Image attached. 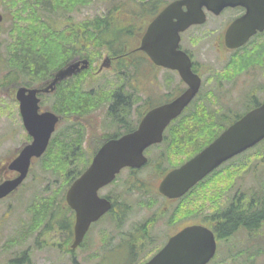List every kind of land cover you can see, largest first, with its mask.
Instances as JSON below:
<instances>
[{"label":"flooded vegetation","instance_id":"obj_1","mask_svg":"<svg viewBox=\"0 0 264 264\" xmlns=\"http://www.w3.org/2000/svg\"><path fill=\"white\" fill-rule=\"evenodd\" d=\"M173 1L176 0H137L128 3L127 6L131 7L136 2L139 3L136 7H140L142 3L145 4L141 14L143 15L141 22L145 23L144 33L160 11ZM249 1L253 0H241L240 4L226 6L220 13L204 6L205 22L192 25L181 33L180 48L191 59L192 78L199 79V89L195 98L188 106L189 108L184 110V113L173 119L164 128L162 140L148 145L144 149V155L147 158L144 164L140 167L126 166L122 168L112 182L98 190L99 196L110 202V208L97 221L91 223L84 240L78 248L73 250L76 211L67 201V193L72 184L82 175L105 143L133 133L139 128L150 109L172 101L189 85L177 70L157 65L146 51L139 48L142 37L140 34H138L139 40L137 41L133 36L130 38L127 36L125 39V35H121L116 39L121 41L120 47L119 44L114 43L116 48L107 50V52L101 53L102 55L99 54V56L101 55L100 62L88 58L90 53L86 49L85 42L83 44L80 42L83 47L69 53L68 57H72L62 65L56 68L50 67L52 64L49 67L38 65L39 63L36 64L33 61L35 57L32 51L36 50L27 48L33 39L29 43L26 41L27 36L33 30L39 29V26L36 25L38 8H43L48 4V9H54L55 0H0V13L3 16L0 22V56L4 62L5 59L7 60L4 66L9 68L15 77L11 86L15 88L14 100L18 117L21 120L18 129L24 134L20 149L17 148L15 153L0 155V184L18 176L19 171L12 168L10 164L20 153L22 147L32 142L33 139L26 130L21 106L22 99L27 98L29 92H22V88L45 87L47 82L54 78L56 71L72 59L79 61L82 64L80 67H83L81 60L87 58L90 62L89 67L60 81L56 91L40 94L41 101L38 110L40 116L46 110H51L60 116L51 135L48 149L54 145L55 141L62 140L63 143H70L72 123L77 127L84 128L85 131V137L81 144L73 143V150L69 151L63 178L55 180V182L59 181L56 190L59 192L62 190L64 196L65 229L58 230L63 235L62 241L58 243L53 241L52 243L57 247L72 249L73 251H65L72 256L73 261L77 262L76 250L91 247L89 245L97 244L99 239L103 241L108 239L107 242L113 241V231H121L124 235L123 240H125L122 247L129 249H142L143 247L152 249L155 247L159 250L167 244L172 236L184 228L196 224L207 226L221 239L217 233V231L221 232V226H213L214 222L211 218L218 210L215 200H226L224 205L219 203L218 207L227 211L232 202L241 203L246 198L248 178L246 153L238 154L224 162L211 177L204 182L201 181L202 183H198L182 196H169L160 190V186L171 171L180 168L198 154L214 140L213 138L219 136L225 127L231 124V121L238 120L264 101V87L256 85L264 86V28L253 32L245 44L238 49L232 50L225 46L226 32L234 22L247 16ZM104 4L106 8L101 21L114 26V15L119 16V13L114 11L115 7L119 6L124 9L126 6L108 1H105ZM27 6H30L28 9L32 13L31 17L23 13V9ZM76 8L81 7L75 6L73 12L77 11ZM85 21H80V24L85 25ZM51 25H55L53 20ZM207 26L210 27L207 32L201 30ZM252 27L253 25L249 26L248 23L242 22L240 30L242 33H246ZM190 29L193 32L186 33ZM82 30L80 28V31ZM195 32L203 33L202 37H195L193 34ZM67 36H73V34ZM82 36H84L83 33L79 34V37ZM116 37L117 35L113 36L114 39ZM209 37L212 38L214 49L221 58L230 55L227 63L216 64L214 69L210 64L199 63L189 46L196 44L197 40L209 42ZM59 38L61 36L44 35L46 41ZM76 40L80 41V38ZM62 41L65 42L66 39ZM60 61L62 59L58 62ZM145 63H147L146 68L141 71ZM108 72H114L120 80L118 82L109 81L110 86H108L105 77L102 76ZM124 73L128 74L127 78L122 77ZM40 74L45 75L40 77ZM151 79L153 80L151 81ZM96 83L97 87L93 85ZM88 86L89 89H87ZM104 86L109 87L108 92H112L110 100H106L98 108L81 116L74 114L70 117L65 114V111L70 109L68 99L72 95L71 90L82 89V91L95 94L97 89ZM19 90L21 98L17 96ZM119 96L123 97L121 101ZM134 106H138L137 109H134ZM100 109H103L104 119L97 118L95 114L90 115ZM199 112V116L202 114L207 118L211 130L206 133L204 138L199 137L193 143L180 144L177 135L178 128L187 120L198 119ZM98 119L101 127L97 125ZM224 124L226 125L224 126ZM34 163L35 161L32 160V165ZM43 164L44 162L41 163V165ZM54 195L56 198V194L53 193L49 195V199H52ZM198 196L202 198L203 203L197 202ZM206 201L210 202V207L206 210L209 212L202 213L199 210L206 208ZM97 230L100 238L94 237ZM99 257L103 259L101 255Z\"/></svg>","mask_w":264,"mask_h":264},{"label":"water","instance_id":"obj_2","mask_svg":"<svg viewBox=\"0 0 264 264\" xmlns=\"http://www.w3.org/2000/svg\"><path fill=\"white\" fill-rule=\"evenodd\" d=\"M229 0H177L166 6L149 24L140 49L160 66L179 69L190 87L174 101L150 110L142 120L138 130L112 139L105 143L94 157L91 166L72 184L67 201L76 211V248L83 240L90 224L110 208V202L100 199L98 189L111 182L124 166H141L146 162L144 148L162 139L165 126L189 104L195 96L199 81L193 82L191 62L186 52L179 49L180 32L190 25L205 20L203 5L219 12ZM187 8L184 9L183 6ZM249 13L236 21L227 32V45L237 47L243 44L250 33L264 27V0H253L247 4ZM1 18V17H0ZM175 19V21H174ZM248 22L252 29L242 33L240 25ZM88 67L87 60H83ZM78 68L71 62L60 69L57 80L71 76ZM38 90H32L29 98L22 100L24 124L33 134L34 141L26 146L16 158L12 167L20 171V176L0 185V198L14 191L29 172L32 156L39 157L45 150L57 116L45 112L38 116ZM264 139V102L231 124L216 140L191 159L182 168L170 173L161 185V191L169 196H180L223 161L246 150ZM216 251L213 232L202 225H192L172 236L167 244L144 264H207Z\"/></svg>","mask_w":264,"mask_h":264},{"label":"rangeland","instance_id":"obj_3","mask_svg":"<svg viewBox=\"0 0 264 264\" xmlns=\"http://www.w3.org/2000/svg\"><path fill=\"white\" fill-rule=\"evenodd\" d=\"M132 1L137 0H117L114 2H118L119 4L126 6ZM104 2V0H94L92 3L82 7L80 10L75 12L72 11L70 13L62 10H54L53 8L48 9L49 5L46 4L43 8H38V15H42L47 22L48 20L50 23L52 20L56 21V25L66 29L68 28L67 23L69 19H71L73 24H77L82 20H94L97 17H101L104 9L106 8ZM125 9L127 11L126 13H122L119 16H116L117 14L114 15L115 23L113 27H118L119 25H128L131 23L136 24L134 13L131 12L132 7L126 6ZM138 20H140V25L141 19ZM209 29L210 27L207 26L201 30L207 32ZM191 30L192 29L186 33H189ZM105 33L106 35H109L107 29L105 30ZM42 34L45 35L47 33L43 32ZM193 34L195 37H202L203 33L195 32ZM30 35H39V31L33 30ZM127 36L130 38V35H125L124 38L126 39ZM31 38L32 37L29 36V39ZM189 46L195 53L196 60L199 63L210 64L212 65L213 69L215 68L216 64H225L230 58V55H227L226 58H221V56L214 49V43H212L211 37H209V42L205 40H197L196 44H190ZM92 50L94 49L89 48V51ZM101 51L105 53L106 49L101 48ZM100 61L101 58L99 62ZM146 65L147 63L142 66L141 71L146 68ZM6 75L7 73H4L0 70V154L2 155L5 153H10L15 148L21 147L20 143L24 138L23 132L18 129L19 122L21 121L18 117V113L16 112L14 116L15 102L12 100L13 91L10 89V86L2 87V84L5 83L4 77ZM127 75V73H124L122 74V77L127 78ZM102 76L105 77L108 86H110L109 81L118 82L120 80L119 77H117V74L114 72H108ZM152 80L153 79H151V81ZM93 85L95 87L98 86L97 83ZM256 85L261 88L264 87L262 85ZM89 88L90 87L88 86L87 89ZM100 89L107 91L109 87H101L97 89L95 93H97V91ZM248 90L249 88L247 87V91ZM153 101L155 102V100ZM137 107L138 106H134V109H137ZM103 109L96 110L90 115L95 114L97 118L101 117L104 119ZM99 119L97 125L98 127H101L99 125ZM246 161V165L255 161H261L263 168L262 178L264 179V145H262L260 149L247 154ZM55 180H57L55 176H53L48 171L43 170L40 162H36L33 166L32 174L25 181L26 184L24 183L25 185H23L22 188L10 199L0 201V264H15L13 259L21 257L24 251H29L30 255L28 256V259H30V264H76L73 261L72 256L66 253L64 248H58L56 245H53V241L58 243L62 241L63 238L62 233H60L57 229L51 228L48 230L45 227H42L33 234L26 233L28 224L30 223V213H32V211H30L31 207L39 204L44 199H47L48 189L56 190L58 188L59 181L55 182ZM238 185H240V183H238ZM253 185L254 183L250 184V182H247L246 188ZM201 200L202 198L198 196L197 202ZM215 202L218 206H220V204L224 205L226 200H215ZM200 203H203V201L199 202V204ZM205 204H207L206 208L199 210L202 213H204L210 207V202L206 201ZM113 235L114 240L111 242H107L108 239L106 241L99 239L97 244L89 245L91 247H84L80 250H76L75 258L77 259V263L142 264V262L151 256L153 250H156L155 247L152 249L143 247L141 249V251L145 250L143 251V254H141V252L139 255L137 254L138 259L140 258V260L129 259L130 249L122 247L125 241L123 240L124 235L121 233V231H113ZM95 236L100 238L98 230L95 231L94 237ZM258 236H248L252 238L251 240H248V237H246L245 234L238 233L227 241L221 240L219 243L220 252L218 257L216 261L211 264H264V228L258 232ZM98 248L100 250H96ZM99 255L105 256L103 259H101ZM246 255L248 256L245 257Z\"/></svg>","mask_w":264,"mask_h":264},{"label":"trees","instance_id":"obj_4","mask_svg":"<svg viewBox=\"0 0 264 264\" xmlns=\"http://www.w3.org/2000/svg\"><path fill=\"white\" fill-rule=\"evenodd\" d=\"M94 0H55L56 6L58 9L72 10L75 6H87ZM139 3H134L131 5V12L134 13V17L136 18V24H128V25H119L118 27H113L106 24L101 18H96L93 21H87L85 26L83 27L84 31V41L87 49L101 50V48L107 50H113L117 46H114V43L119 44L120 40L118 39L122 34L132 35L134 34V30L145 26V23L142 22L139 25L141 15L144 11L143 3L140 7H136ZM30 6L25 7L24 11ZM136 7V8H135ZM118 9V10H117ZM115 12H118L119 15L122 13H126V9H122L119 6H116L114 9ZM36 25H40L38 28L39 35H30L28 33L27 40L29 36L32 37L33 42L27 48L32 51L33 56L35 57L34 63L38 65L48 66L52 64L50 67H58L62 65L66 60L70 59L68 57L69 53H72L74 50L77 51L81 49L79 45V30L76 28H71L68 31L66 30H57L53 29L49 26L46 21H40L36 23ZM44 29L42 30V28ZM107 29L108 34L106 35L105 30ZM43 32L50 35L61 36L59 39L45 40ZM46 34V35H47ZM61 34V35H60ZM69 34H73V36H67ZM113 35H117L114 39ZM74 37V38H73ZM113 40H111L112 38ZM61 39V40H60ZM66 39V41H62ZM99 51L97 53H93L89 55L88 58L95 60L97 55H99ZM58 62L59 60H61ZM52 62V63H51ZM44 74H40V77ZM72 95L69 96L68 103L70 105V109L65 111L67 115L72 117L74 114L81 116L85 113H89L95 108H98L103 102L111 99L112 92H108L104 89H100L97 93L92 94L89 91H82V89H74L71 90ZM123 97L119 96V100L121 101ZM200 112L197 114L199 116ZM207 118L202 114L197 118L193 119V121H185L178 129L177 135L180 139V144L188 145L193 143L197 138H204L206 133L211 130L209 126ZM232 122V121H231ZM226 124H224L225 126ZM72 130L70 132V143H63L62 140L55 141L52 148L56 150H51L50 153L44 158L42 169L48 171L53 176L60 180L63 177L64 166L66 161H68L69 151L73 150V143L81 144L85 137L84 128L77 127L75 124H71ZM83 127V126H82ZM214 139V138H213ZM48 153V152H47ZM46 153V154H47ZM246 171L248 172V167H246ZM246 198L241 203L232 202L227 211L222 208L216 206L218 210L214 212L211 216L214 224L213 226H221V232L217 231L218 235L221 238H227L230 236H234L240 231H244L247 235L252 236L259 229L264 228V183L259 186H251L247 188ZM56 194L52 199H44L39 204L35 205L33 209H30L32 213H30V223L28 224V228L26 230L27 234H33L38 229L45 227L46 229H57L63 230L65 229L64 224V196L62 190L57 191L53 190L52 194ZM58 202V204H57ZM52 224V225H51ZM251 240V237L247 238ZM68 252L72 251L69 248L66 249ZM129 259H138V255L143 254L141 249H130L129 250ZM138 254V255H137ZM29 251H24L21 257L13 259L15 264H30V259H28ZM137 255V256H136ZM136 256V257H135ZM128 257V256H127ZM217 259V258H216ZM140 260V258L138 259ZM75 262V261H74ZM78 264L77 262H75ZM128 264V263H127Z\"/></svg>","mask_w":264,"mask_h":264}]
</instances>
